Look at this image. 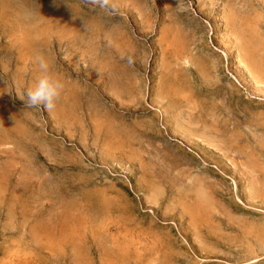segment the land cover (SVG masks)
I'll list each match as a JSON object with an SVG mask.
<instances>
[{
  "label": "rangeland",
  "instance_id": "rangeland-1",
  "mask_svg": "<svg viewBox=\"0 0 264 264\" xmlns=\"http://www.w3.org/2000/svg\"><path fill=\"white\" fill-rule=\"evenodd\" d=\"M10 5L0 264H264V0Z\"/></svg>",
  "mask_w": 264,
  "mask_h": 264
},
{
  "label": "clouds",
  "instance_id": "clouds-1",
  "mask_svg": "<svg viewBox=\"0 0 264 264\" xmlns=\"http://www.w3.org/2000/svg\"><path fill=\"white\" fill-rule=\"evenodd\" d=\"M92 2L109 11H115L114 8L110 7L109 0H92ZM36 61L39 68L47 73L49 65L46 60L42 57H37ZM128 62L130 64L133 62L131 57L128 58ZM63 88V83L58 79L47 74L42 75L35 85L27 91V99L24 100L25 104L28 107H42L47 111H51L56 106Z\"/></svg>",
  "mask_w": 264,
  "mask_h": 264
},
{
  "label": "crops",
  "instance_id": "crops-1",
  "mask_svg": "<svg viewBox=\"0 0 264 264\" xmlns=\"http://www.w3.org/2000/svg\"><path fill=\"white\" fill-rule=\"evenodd\" d=\"M10 1L11 0H0V11L1 13H5V11H8L9 9H11V5H10ZM19 16V19H20V13L23 12V10L21 8H16L15 10Z\"/></svg>",
  "mask_w": 264,
  "mask_h": 264
}]
</instances>
